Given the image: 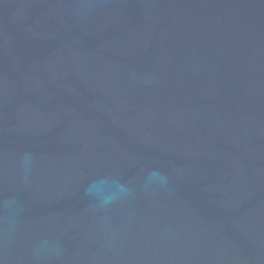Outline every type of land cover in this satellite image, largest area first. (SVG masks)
I'll list each match as a JSON object with an SVG mask.
<instances>
[{"label":"water","instance_id":"water-1","mask_svg":"<svg viewBox=\"0 0 264 264\" xmlns=\"http://www.w3.org/2000/svg\"><path fill=\"white\" fill-rule=\"evenodd\" d=\"M0 264H264V0H0Z\"/></svg>","mask_w":264,"mask_h":264}]
</instances>
